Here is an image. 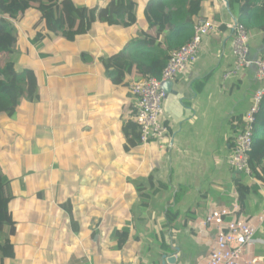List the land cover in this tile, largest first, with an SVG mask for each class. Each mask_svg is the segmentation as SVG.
Here are the masks:
<instances>
[{
  "label": "crops",
  "instance_id": "crops-1",
  "mask_svg": "<svg viewBox=\"0 0 264 264\" xmlns=\"http://www.w3.org/2000/svg\"><path fill=\"white\" fill-rule=\"evenodd\" d=\"M73 1L95 12L73 41L37 12L8 24L18 38V78L0 81V169L14 224V257L5 263L202 264L216 233L200 224L209 211L222 206L241 217L264 209L262 189L240 213L241 174L228 164L234 132L262 87L254 68L225 79L236 65L231 17L222 0L200 12L216 13L221 26L163 101L171 138L161 151L157 141L142 145L127 118L133 78L117 85L105 64L159 17L157 3L137 0L136 23L110 28L99 14L112 0ZM249 40L251 57L264 56V33ZM248 257L264 260V225Z\"/></svg>",
  "mask_w": 264,
  "mask_h": 264
},
{
  "label": "trees",
  "instance_id": "trees-1",
  "mask_svg": "<svg viewBox=\"0 0 264 264\" xmlns=\"http://www.w3.org/2000/svg\"><path fill=\"white\" fill-rule=\"evenodd\" d=\"M154 1L158 5L159 17L150 20L149 26L124 51L105 61L108 73L117 85L125 83L130 76L134 81L147 76L160 78L169 61L170 52L191 42L203 7L210 5L211 11H214L221 0ZM228 1L239 24L249 33H264V0ZM136 6L137 0H112L102 9L99 19L110 28L130 27L137 21ZM29 12L41 14L51 32L62 31L70 41L86 33L95 21L94 11L87 13L85 8L79 7L73 0H0V81L4 79L12 82L18 78L14 72L13 59L18 49V38L8 25L11 23L9 19L20 20ZM216 15L211 19L221 24ZM5 99L10 103V97ZM11 108L9 106L7 110ZM250 168L252 182L243 175L236 181L241 214H247L251 197L264 189V97L255 125ZM7 183V177L0 169V264H6L7 259L14 257V224L9 212L11 196L6 194ZM167 217L171 224L176 215L168 212ZM117 235L118 248L121 249L127 241V232L124 230Z\"/></svg>",
  "mask_w": 264,
  "mask_h": 264
},
{
  "label": "built area",
  "instance_id": "built-area-1",
  "mask_svg": "<svg viewBox=\"0 0 264 264\" xmlns=\"http://www.w3.org/2000/svg\"><path fill=\"white\" fill-rule=\"evenodd\" d=\"M219 26L211 18L198 19L191 42L170 52L169 61L160 78L147 76L131 84L134 105L127 118L139 126L142 145L157 141L161 151L169 148L168 137L171 138V134L164 123L163 112V101L168 94L163 90V83H174L187 71L196 61L203 39L217 33ZM229 28L234 34L232 52L236 65L225 79L241 69L254 68L262 84L252 96L251 106L241 127L234 132L228 159L231 168L252 181L250 158L257 115L264 97V56L251 57L249 31L243 25H235L231 21ZM200 224L216 231L214 245L202 264H264L262 259L248 257V248L254 244L256 234L264 225V209L255 216L237 217L232 209L219 206L209 211Z\"/></svg>",
  "mask_w": 264,
  "mask_h": 264
},
{
  "label": "water",
  "instance_id": "water-1",
  "mask_svg": "<svg viewBox=\"0 0 264 264\" xmlns=\"http://www.w3.org/2000/svg\"><path fill=\"white\" fill-rule=\"evenodd\" d=\"M222 1H223L224 5L226 7V11H227L228 15L232 19V22L235 25H237L239 22H238L237 18L235 17V15L232 13L231 5H230L229 1L228 0H222ZM173 85H174L173 82H165V83H163V90L165 91V93H167V94L171 93L172 90H173ZM173 259L174 258H172V257L168 258V259H167V256L164 257V260H167L168 262L173 261ZM164 264H166V262Z\"/></svg>",
  "mask_w": 264,
  "mask_h": 264
},
{
  "label": "clouds",
  "instance_id": "clouds-1",
  "mask_svg": "<svg viewBox=\"0 0 264 264\" xmlns=\"http://www.w3.org/2000/svg\"><path fill=\"white\" fill-rule=\"evenodd\" d=\"M231 21H232V19H231ZM130 120V119H129Z\"/></svg>",
  "mask_w": 264,
  "mask_h": 264
}]
</instances>
